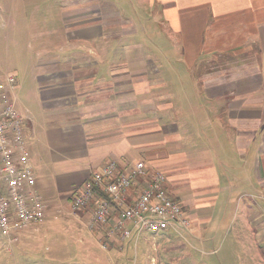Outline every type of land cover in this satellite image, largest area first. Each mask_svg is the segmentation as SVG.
I'll use <instances>...</instances> for the list:
<instances>
[{"label":"crops","instance_id":"crops-1","mask_svg":"<svg viewBox=\"0 0 264 264\" xmlns=\"http://www.w3.org/2000/svg\"><path fill=\"white\" fill-rule=\"evenodd\" d=\"M23 3L37 82L34 107L16 106L48 213L71 209L110 160H141L166 174L193 230L159 249L170 235L122 239L112 218L100 227L111 247L95 236L107 264L189 262L188 244L219 242L242 211L264 263V0ZM142 239L156 249L140 254Z\"/></svg>","mask_w":264,"mask_h":264},{"label":"built area","instance_id":"built-area-1","mask_svg":"<svg viewBox=\"0 0 264 264\" xmlns=\"http://www.w3.org/2000/svg\"><path fill=\"white\" fill-rule=\"evenodd\" d=\"M16 86L14 74L0 75V238L12 244L24 231L41 232L48 221V205L34 189L37 176L23 129L27 117L17 109ZM91 205L86 225L106 226L113 218L112 234L122 239L173 230L183 239L193 230L187 210L169 192L166 174H150L141 160L126 170L114 159L93 170L71 211L81 216Z\"/></svg>","mask_w":264,"mask_h":264},{"label":"rangeland","instance_id":"rangeland-1","mask_svg":"<svg viewBox=\"0 0 264 264\" xmlns=\"http://www.w3.org/2000/svg\"><path fill=\"white\" fill-rule=\"evenodd\" d=\"M28 9L23 0H0V74L9 72L15 77L18 75L20 86H16L15 93L22 106V113L23 110L25 113L27 107H34L37 82L32 60L35 58L38 39L32 38L29 31L32 26L25 22L28 21L24 16ZM36 28L35 26L34 29ZM31 44L33 47L29 48ZM53 210L49 211L48 220L55 219L54 216L58 215L59 219L52 221L56 223L49 225L51 220L47 221L41 232L30 230L32 237L13 244L0 238V264H107L106 250L98 244L95 236L102 245L105 244L107 248L111 246L102 238L99 228H89L86 225L89 216L83 215L84 211L81 212V217L72 213L71 209ZM234 222L233 227L228 229L219 242L195 247L188 244V250H184V253L190 254L186 256L189 262L185 258L177 261L181 264H264L257 242L245 222L243 211ZM146 234L145 232L142 236ZM168 235L170 239L156 242L159 249L168 250L170 246L180 245L181 239L173 240L179 237L176 231L173 230ZM143 239L137 246L138 252H153L156 247L145 245ZM262 247L264 250L263 245ZM134 251L135 242L129 247V255H135ZM116 262L117 260H113L112 264ZM128 264L135 263L132 261Z\"/></svg>","mask_w":264,"mask_h":264},{"label":"trees","instance_id":"trees-1","mask_svg":"<svg viewBox=\"0 0 264 264\" xmlns=\"http://www.w3.org/2000/svg\"><path fill=\"white\" fill-rule=\"evenodd\" d=\"M98 227H99V229H100L101 231H103V229L100 228L101 226H98ZM96 229H98V228L96 227ZM106 243L111 244V243H109V242H107V241H106Z\"/></svg>","mask_w":264,"mask_h":264}]
</instances>
